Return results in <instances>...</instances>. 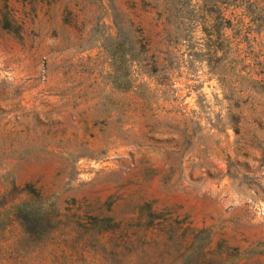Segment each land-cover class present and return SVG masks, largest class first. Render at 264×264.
I'll use <instances>...</instances> for the list:
<instances>
[{"label":"rangeland","instance_id":"374dc122","mask_svg":"<svg viewBox=\"0 0 264 264\" xmlns=\"http://www.w3.org/2000/svg\"><path fill=\"white\" fill-rule=\"evenodd\" d=\"M0 264H264V0H0Z\"/></svg>","mask_w":264,"mask_h":264},{"label":"trees","instance_id":"16d2710c","mask_svg":"<svg viewBox=\"0 0 264 264\" xmlns=\"http://www.w3.org/2000/svg\"><path fill=\"white\" fill-rule=\"evenodd\" d=\"M4 17H5V15H4ZM6 24L5 25H8V22H5ZM125 45V39H122L121 41H119V43H118V48L119 49H123L124 50V46ZM121 56H122V53H121ZM117 82V79L115 78L114 79V83H116ZM116 87H119V85L118 84H116Z\"/></svg>","mask_w":264,"mask_h":264}]
</instances>
